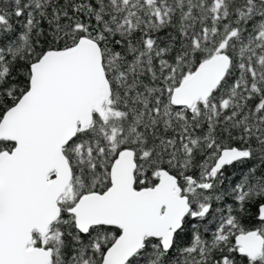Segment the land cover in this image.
<instances>
[{
    "label": "snow or ice",
    "instance_id": "snow-or-ice-1",
    "mask_svg": "<svg viewBox=\"0 0 264 264\" xmlns=\"http://www.w3.org/2000/svg\"><path fill=\"white\" fill-rule=\"evenodd\" d=\"M0 264H264V0H0Z\"/></svg>",
    "mask_w": 264,
    "mask_h": 264
}]
</instances>
